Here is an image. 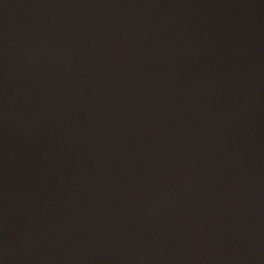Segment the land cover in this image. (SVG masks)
Masks as SVG:
<instances>
[{"label":"water","instance_id":"1","mask_svg":"<svg viewBox=\"0 0 264 264\" xmlns=\"http://www.w3.org/2000/svg\"><path fill=\"white\" fill-rule=\"evenodd\" d=\"M0 264H264V0H0Z\"/></svg>","mask_w":264,"mask_h":264}]
</instances>
